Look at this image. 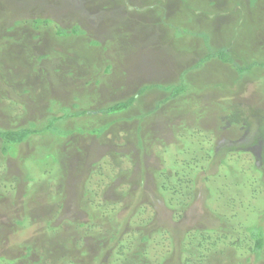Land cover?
I'll return each mask as SVG.
<instances>
[{"label":"rangeland","instance_id":"1","mask_svg":"<svg viewBox=\"0 0 264 264\" xmlns=\"http://www.w3.org/2000/svg\"><path fill=\"white\" fill-rule=\"evenodd\" d=\"M60 2H12V21L51 19L48 30L25 25L8 33L4 26L12 21L0 8V129L35 121L41 130L63 108L98 111L146 85L183 78L192 90L144 121L139 117L169 93L151 90L127 113L60 121L72 136H33L13 149L17 158L0 153V264H150L135 257L136 245L152 262L182 264L186 235L199 238L204 229L216 230L210 233L216 247L206 251L203 264H264V253L255 260L246 232L247 225L264 228V70L245 82L217 60L194 70L210 48H227L242 67L264 62V0L254 8L244 0L232 10L216 0ZM76 24L85 35L66 43L57 38V28ZM177 31L188 33L177 37ZM200 33L209 35L208 45ZM90 40L101 46L88 47ZM65 44L76 52L72 59L64 58ZM79 55L89 57L88 68L81 70ZM225 95L241 105L245 112L236 116L249 126L237 132L225 127L217 136L210 131L219 128L213 102ZM199 109L207 110L202 118ZM106 124L112 126L106 136L89 133ZM164 174L178 186L172 193L155 180ZM26 186L32 188L27 197ZM143 235L146 244L136 240ZM241 237L248 239L242 249L231 245Z\"/></svg>","mask_w":264,"mask_h":264},{"label":"trees","instance_id":"2","mask_svg":"<svg viewBox=\"0 0 264 264\" xmlns=\"http://www.w3.org/2000/svg\"><path fill=\"white\" fill-rule=\"evenodd\" d=\"M37 2V0H31V2ZM64 0H61V2ZM160 1V0H158ZM218 1V4H221V9L225 10L226 8H228L226 6V8H223L224 6L222 5H229V7H231V10L233 9V7H241L242 3L244 2V0H216V2ZM262 0H248V3H250V7L254 8L256 6H258L261 3ZM13 0H0V8H7V11H5L6 13V17H9L10 20L12 21L11 18H13L14 14H13V10H11L13 8ZM61 2L59 3V6L61 5ZM20 3H18L19 6ZM21 5V4H20ZM23 12V11H22ZM251 14H255L254 11H251ZM8 15V16H7ZM12 15V17H10ZM251 15V16H252ZM253 19V18H252ZM251 20V19H250ZM253 22V20H251ZM52 20L51 19H43L41 17H33L32 19H29L26 17L24 18H20V19H16L13 20L12 23H8L7 26H4L5 30L8 33H12L15 31V29H19L23 26H28L30 25L31 27H33L35 30L36 29H40L42 30L43 28L45 29H49V27L52 26ZM246 25V23H245ZM245 25H242L243 27ZM248 27L250 26L249 30L252 28L251 25H249V23H247ZM241 26V27H242ZM186 32V34L188 33L187 31L184 32H180L177 31L176 32V36H182V34H184ZM86 34V31L84 29L81 28L80 25L76 24L74 26H72V28H57L56 31V35L58 39L63 40V42L67 41H71L72 38L78 37V36H83ZM194 34V33H191ZM200 37H203L205 39L206 44L208 45V40H209V35L207 33H200L199 34ZM7 38V37H6ZM11 41H13L14 43H17V41L15 40L14 37H11ZM62 42V41H61ZM10 43V42H7ZM66 43V42H65ZM89 46L92 47H100L101 44L98 41L95 40H90V42L88 43ZM66 47V44H65ZM87 48V44L84 45V48ZM209 47V46H208ZM67 49V52H64L65 56L64 58L67 59H72V57H74V55L76 54L75 51H73V49H68L67 47L65 48V50ZM88 49V48H87ZM64 50V51H65ZM73 52V53H72ZM92 53V52H91ZM94 53V52H93ZM76 56V55H75ZM80 59L82 61H80L81 63V70H83V67H87V64H89V57L87 58H83L81 55ZM86 57V56H85ZM43 58V57H41ZM48 59V57H44L43 59ZM42 59V60H43ZM75 60V59H73ZM212 60H217L220 61L221 63L224 64H230L233 66V68H235V70L237 71L238 75L241 77L242 81L245 82L248 79H256V77L259 75L258 74V69H262L264 70V62H258V61H253L252 63H250L248 66H240L235 62V58L232 56L231 52L227 49V48H221L219 50H213V48H210V53L208 55H206L203 59H201L195 66V69H199L202 65L207 64L208 62L212 61ZM92 63L95 64L93 61L94 59H91ZM95 62H99L96 61ZM21 63V62H20ZM19 63V65H20ZM24 63V62H23ZM80 66V65H79ZM93 68L95 69V72L100 71L101 68L97 67V65H94ZM7 70V69H6ZM9 71V75L11 76V78H14L13 74L14 72L11 70ZM106 74H111L113 73V66L111 63L108 64L106 62L105 65V69H104ZM192 71V70H189ZM96 72V73H97ZM187 73V72H186ZM185 73V74H186ZM8 77V76H6ZM220 85L219 88L223 91V89L226 91V86ZM214 87H218L217 85H214ZM229 87V86H228ZM155 91V90H159V91H164L166 93H169L170 95L159 101L155 108L154 111H150L149 113H144L139 117L140 121H144L146 116H150L152 114H157L158 110L161 108L162 105L167 104L169 101H172L174 99L180 98L183 95L187 94L189 92H191L192 87L182 78L180 79V82H178L177 84H152V85H146L143 86L136 95L129 97L126 100L123 101H119L117 103H113L110 106L103 108L101 110L98 111H90L88 109H82L79 110L80 107L78 105H76L74 108L77 110V112H72V110L67 109V108H63L62 114L61 116H52V117H48L47 119V125L45 126V128L38 130L35 128V121L34 122H30V127L28 128H10V129H0V153L2 156L4 157H9V158H17L19 156V150L20 147L22 145H24L25 143H27L29 141V139H31L33 136H37L40 135L41 133H47L50 134L54 137H58L61 139H68L70 136H72L74 134L73 131H66L63 128L60 129L58 125V123L60 121H65L66 119H71V118H82V117H92L93 115H119L121 113H127L128 111H131L132 108L139 102V100L142 98V96H144L145 94H147L149 91ZM226 93H229L226 91ZM190 94V93H189ZM232 93H230L229 95H231ZM226 97V95H225ZM224 97V98H225ZM79 108V109H78ZM204 108V107H203ZM242 109V110H241ZM245 112L243 110V108L241 107V105L238 103H234V99L229 100V97H226L225 99H222V101L220 102H213V113H217L218 118H214V121L217 119V124H219V128H213L212 130L210 129V131L213 132V134L216 133V135L219 133H221L222 129L226 127V129H228V131H240L241 129H247V127L249 126V123L246 119H238L236 116V113H240V112ZM207 113V110L204 111L203 109H199V113L197 114L199 117H203V115ZM250 112H247V114L243 113L244 116H249ZM247 118V117H246ZM183 124L186 123V120H182ZM216 122V121H215ZM32 127V128H31ZM110 124H106L100 127H97L95 129H93L92 131H90L89 133H91L94 136H106L107 132L111 129ZM172 128H174V125L172 126ZM178 128H182V126H179ZM217 130V131H216ZM209 131V132H210ZM79 133H84L83 129H79L78 130ZM219 135V134H218ZM217 135V136H218ZM261 137L263 139L262 142H264V130L261 134ZM144 138H142L139 142V146L143 151V148L145 147L144 145ZM117 142H115L116 144ZM163 143V142H162ZM263 144V143H261ZM167 146V145H166ZM13 149H19L17 152V155L15 154V152L13 151ZM213 152H216L215 149L213 150ZM15 154V155H14ZM261 158H264V148L262 150L261 153ZM33 159L30 158V162H32ZM33 163V162H32ZM35 163L37 164V162L35 161ZM55 163L57 164V168H58V163H59V158L55 159ZM56 168V167H55ZM59 171V168L58 170ZM233 171V170H231ZM164 172V170H163ZM234 173V172H233ZM232 173V174H233ZM235 174V173H234ZM169 176L168 174H164V177H157L155 178V180L161 184V188H165L167 192H173V190L176 188L178 189V186L173 185V184H168V180H169ZM171 178V176H170ZM237 182L241 183V180L238 178L237 174H235V177ZM28 181H34L33 177H28V179H26ZM30 183V182H29ZM170 185V186H169ZM29 186L25 187L24 190V195L25 197L29 196L32 192V188H28ZM170 188V189H169ZM33 191L34 188H33ZM185 205L187 204L184 201ZM189 206V205H187ZM216 230L214 229H204V231L201 233V235L199 236V238L197 237V233H191L188 232V235H186V245L183 249V252H186L188 257L185 258V260L182 262V264H203L204 262H206V251L209 249H213L216 247L215 242V238L213 236V238L210 236V233L213 234ZM246 232L249 234V240L251 242H253L254 246L252 249V254L255 256V260L260 261L262 260V255L264 253V228H256L253 226H246ZM140 238V237H139ZM137 238L136 240H139V243H145L148 242V238L146 236H141V238L139 239ZM228 238V236H227ZM238 239V238H237ZM245 237H241L238 239V241L232 243V246H236L237 249H242L243 245L245 242H248ZM223 241V240H222ZM212 244V245H211ZM138 253H136L135 257L142 261L143 259L146 260V262H149L150 264H161L160 261L158 259H156L154 262L151 261L150 258H148V252L146 250V248L144 247V249L141 246H138ZM207 246H209V248H207ZM239 246V247H237ZM128 246H124L122 248V251H125V248H127ZM30 246L27 247V254L25 255L26 258L29 257V251H30ZM139 249H141V251H139ZM121 250V248H120ZM123 254H127V253H123ZM134 259H136L134 256H132Z\"/></svg>","mask_w":264,"mask_h":264}]
</instances>
